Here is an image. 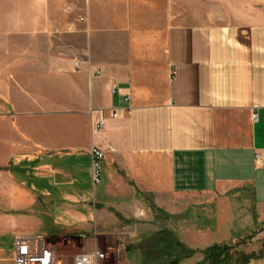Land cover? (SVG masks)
Instances as JSON below:
<instances>
[{
  "label": "crops",
  "instance_id": "obj_1",
  "mask_svg": "<svg viewBox=\"0 0 264 264\" xmlns=\"http://www.w3.org/2000/svg\"><path fill=\"white\" fill-rule=\"evenodd\" d=\"M263 5L0 0V264L40 232L109 235L124 264L164 229L202 249L264 221Z\"/></svg>",
  "mask_w": 264,
  "mask_h": 264
},
{
  "label": "rangeland",
  "instance_id": "obj_2",
  "mask_svg": "<svg viewBox=\"0 0 264 264\" xmlns=\"http://www.w3.org/2000/svg\"><path fill=\"white\" fill-rule=\"evenodd\" d=\"M247 1H250V3H252L255 7L260 5V0ZM262 7L264 8V5ZM222 11H224V8H222ZM34 175L35 171L30 170L29 177L35 179ZM37 214L38 212L30 213V230H36V226L33 221L38 220ZM255 222L256 225L254 229L244 233H238V237L236 238V240L226 241V243L236 244L237 249L246 252L261 250L264 243V221L258 222L257 216H255ZM91 233H93V231H91ZM40 234H43V232H40ZM45 236L53 244V247L56 250L61 264H73L75 254L82 248H91L90 246L93 244L95 246H98L100 249L110 253V259L106 262V264H123V262L120 263L119 255L117 256V253L114 249L115 243H117L116 245L118 247L121 246L120 244H118L120 240L118 242H114L109 235L104 236L103 234H100L98 236L97 242L86 238L83 239V237H78L77 235L58 234L54 236ZM174 238L176 237L173 233L170 237H165L163 239L159 238V236L157 235L150 236L146 240H143L140 244H134L133 242H129L128 244H126L121 241V243H123L126 247L132 246L134 248H137L139 252V256L138 252L134 249L128 252V255H126L127 263L125 262L124 264H166L167 258L165 257V246L167 247L168 245L174 243ZM2 246L4 247L3 254L6 257L10 256L12 250V242L10 238H5L2 242ZM123 250V252L125 253L127 251V248L123 247ZM195 258H197L196 254L191 256L190 260H187V258L182 259L180 264H191V261ZM5 264H10V262H6ZM249 264H264V251L261 258L253 259Z\"/></svg>",
  "mask_w": 264,
  "mask_h": 264
},
{
  "label": "built area",
  "instance_id": "obj_3",
  "mask_svg": "<svg viewBox=\"0 0 264 264\" xmlns=\"http://www.w3.org/2000/svg\"><path fill=\"white\" fill-rule=\"evenodd\" d=\"M80 63L76 62V67ZM113 116H118L114 111ZM253 119H258V114L253 113ZM105 127V119L99 118L94 123L97 131H102ZM92 157V181L93 184L101 182L103 161L105 152L98 146L91 149ZM256 162L264 165V150L256 154ZM110 253L100 249L98 246L89 249L82 248L74 256L73 264H106L110 259ZM118 256V254H117ZM14 264H61L53 244L43 234L16 236L14 240Z\"/></svg>",
  "mask_w": 264,
  "mask_h": 264
},
{
  "label": "trees",
  "instance_id": "obj_4",
  "mask_svg": "<svg viewBox=\"0 0 264 264\" xmlns=\"http://www.w3.org/2000/svg\"><path fill=\"white\" fill-rule=\"evenodd\" d=\"M160 211V210H159ZM173 233L169 230H161L157 233L159 238L170 237ZM174 243L165 246L166 264H180L182 259L190 258L196 252L204 254L203 259L196 264H248L253 259L261 258L264 251L263 247L259 251L246 252L237 249L236 244L226 242L214 243L206 248H191L174 238Z\"/></svg>",
  "mask_w": 264,
  "mask_h": 264
}]
</instances>
